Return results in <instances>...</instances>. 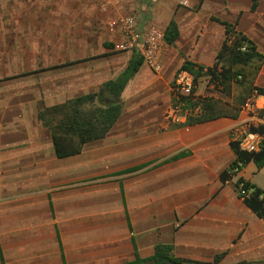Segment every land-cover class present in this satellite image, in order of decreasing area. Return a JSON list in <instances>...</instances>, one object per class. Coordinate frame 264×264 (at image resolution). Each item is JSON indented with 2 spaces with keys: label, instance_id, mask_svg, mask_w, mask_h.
I'll list each match as a JSON object with an SVG mask.
<instances>
[{
  "label": "crops",
  "instance_id": "0c3cea01",
  "mask_svg": "<svg viewBox=\"0 0 264 264\" xmlns=\"http://www.w3.org/2000/svg\"><path fill=\"white\" fill-rule=\"evenodd\" d=\"M198 11L185 34L177 22L179 36L168 43L177 53L175 72L185 62L194 69L214 66L227 37L220 20L264 55V0H204ZM30 62L18 67L45 65L44 58V65ZM144 66L123 93L135 79L140 87L134 93L141 92ZM252 75L246 86L264 90V59ZM173 76L163 83V100L135 94L123 104L122 112H135V124L118 131L116 123L104 139L64 158L55 155L51 141L46 151L44 141L33 137L27 114L56 101L47 98L43 106L40 100L42 109L25 110L29 100L18 84H11V99L0 87V264H154L160 245L187 264H264V216L238 194L239 179L264 190V151L246 154L237 174L231 169L239 150L233 134L253 114L243 110L237 118L190 124L193 112L171 122L165 112L180 103L175 94L169 103ZM106 91H100L104 98ZM259 129L264 133V126ZM14 133L22 140L12 139ZM16 148L26 156L2 157Z\"/></svg>",
  "mask_w": 264,
  "mask_h": 264
},
{
  "label": "rangeland",
  "instance_id": "374dc122",
  "mask_svg": "<svg viewBox=\"0 0 264 264\" xmlns=\"http://www.w3.org/2000/svg\"><path fill=\"white\" fill-rule=\"evenodd\" d=\"M203 2L204 0H0V87L3 89V98L11 99V84L13 87L18 84L29 100L23 105L25 110H40L46 106L47 98L58 104L60 100H69L78 94L100 92L106 81L124 70L129 57L133 55V51L119 47L124 40L121 30L123 18L135 15L143 23H155L164 34L169 24L175 21L181 25L185 34L184 28L189 27L193 12H199ZM256 5L254 2L253 10ZM176 56L177 53L165 41L161 70H153L145 64L142 73L146 70V80L141 83V92L134 93V87H140L134 86L138 81L135 79L133 86L122 93V104L132 103L135 94L142 96L143 101L150 100L155 95H158L160 101L163 100L166 90L163 83L174 74L170 82L169 103H172L177 73L172 61ZM27 61L35 62V66L41 61L39 65L44 66L18 67L20 64L27 66ZM215 63H218L217 69H213ZM215 63L214 66L205 67L202 73H197L195 96L214 100L224 112L233 113L238 109L247 112L245 107L253 102L255 90L249 89L246 82L253 76V70L257 69L260 62L256 60L246 66L234 67L241 71L242 76L239 75L227 84L223 83L219 71L224 62H216L215 59ZM45 83H48L49 88L43 89ZM153 84L158 86L154 93L149 88ZM167 113L165 112V116ZM27 114L34 126L33 137L43 140L47 151L48 141L52 143L49 129L44 123L35 121L39 112ZM133 114L135 112H122L116 125L118 131L123 130L124 126L135 124L136 119L132 120L131 117ZM38 124H42L40 129L36 128ZM12 139L22 140V137L14 133ZM22 151L16 148L6 150L1 155L26 156L20 154ZM49 156L52 157L53 153Z\"/></svg>",
  "mask_w": 264,
  "mask_h": 264
},
{
  "label": "trees",
  "instance_id": "16d2710c",
  "mask_svg": "<svg viewBox=\"0 0 264 264\" xmlns=\"http://www.w3.org/2000/svg\"><path fill=\"white\" fill-rule=\"evenodd\" d=\"M220 22L226 26L227 37L217 54L216 62H224L219 71L220 77H223V83L227 84L238 78L239 75L242 76L241 71L234 67L246 66L256 60L261 63L264 55L257 51L253 41L234 31L230 23L221 20ZM178 36L177 23L172 21L167 28L165 41L173 44ZM243 47H245V50L242 49ZM227 62L230 66L226 64ZM143 65V58L138 52L134 51L126 69L116 79L104 83V88L120 99L130 80L133 79ZM217 68L218 63H215L213 69ZM180 69H186L194 74L197 82V73H202L204 67L200 66L194 69L193 64L185 62ZM254 90L260 95L264 94L262 89L255 88ZM185 102H187L188 107L200 108L199 112L189 117L188 123L190 124L206 122L222 116L237 118L241 111L238 109L233 113L224 112L223 108L214 100L199 98L195 94L187 98ZM122 111L123 104L121 100L114 102L104 98L102 92H91L43 109L39 112L38 119L50 130L55 155L64 158L79 154L84 145L89 142L104 139L121 117ZM238 149V156L231 165L232 170L239 162L244 165L246 154L249 156L256 154L244 152L240 150L239 146ZM263 151L264 146L258 154ZM240 181L244 180L239 179ZM245 184L248 188L254 189L253 194L245 198L246 203L259 215L264 216V190L246 181ZM170 249V246H158L153 256L154 264H187L184 259L170 255ZM220 257H216L215 261L218 262ZM137 261H140V259Z\"/></svg>",
  "mask_w": 264,
  "mask_h": 264
},
{
  "label": "built area",
  "instance_id": "2783aa9c",
  "mask_svg": "<svg viewBox=\"0 0 264 264\" xmlns=\"http://www.w3.org/2000/svg\"><path fill=\"white\" fill-rule=\"evenodd\" d=\"M121 30L124 40L119 47L138 52L146 65L153 70H161L165 35L159 26L152 22L143 23L137 16L129 15L122 19ZM242 49L245 50V47ZM173 85L175 97L180 100V103L174 104L169 109L166 115L167 120L176 122L183 116L199 112V107H188L187 102H185L187 98L194 94L196 88L194 74L186 69H179L175 75ZM254 93L253 102L248 103L245 107L247 112H252V119L245 121L240 128H236L233 134L239 142L241 150L248 153L260 152L264 146V133L259 129V127L264 126V102L258 101L261 95L256 90ZM241 168L242 163L239 162L232 171L237 174ZM253 192L254 189L248 188L245 181L238 182L240 197H250Z\"/></svg>",
  "mask_w": 264,
  "mask_h": 264
},
{
  "label": "water",
  "instance_id": "95a60500",
  "mask_svg": "<svg viewBox=\"0 0 264 264\" xmlns=\"http://www.w3.org/2000/svg\"><path fill=\"white\" fill-rule=\"evenodd\" d=\"M105 97H107L108 99L112 100V101H117L118 98L115 97L112 93H110L109 91L105 92ZM168 264H175V263H168Z\"/></svg>",
  "mask_w": 264,
  "mask_h": 264
}]
</instances>
